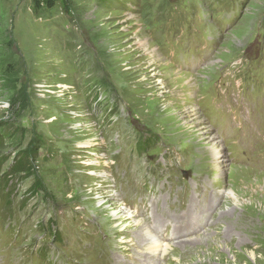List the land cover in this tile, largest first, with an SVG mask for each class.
I'll return each mask as SVG.
<instances>
[{
	"label": "rangeland",
	"instance_id": "rangeland-1",
	"mask_svg": "<svg viewBox=\"0 0 264 264\" xmlns=\"http://www.w3.org/2000/svg\"><path fill=\"white\" fill-rule=\"evenodd\" d=\"M66 1L0 0V264H264V0Z\"/></svg>",
	"mask_w": 264,
	"mask_h": 264
},
{
	"label": "bare ground",
	"instance_id": "bare-ground-1",
	"mask_svg": "<svg viewBox=\"0 0 264 264\" xmlns=\"http://www.w3.org/2000/svg\"><path fill=\"white\" fill-rule=\"evenodd\" d=\"M207 67L210 68L211 66L209 67V65H208ZM177 74H175V75H177ZM176 79H178V77ZM208 127L204 128V134L208 136L207 139L215 138L213 135H210V133H209L210 129ZM217 144H218V142H217ZM216 148H218V149L216 150ZM211 150H212L211 158L216 161L215 165H221L224 162V158L222 156L223 155L222 148L218 144V146H214L213 148H211ZM240 169H241V167H240ZM218 170H220V173L223 174L221 172L222 171L221 168L217 169V172H218ZM237 170H239V167H235L234 170H233V171L236 172L235 174L233 173L234 177L239 174V172ZM225 196L226 197H231L233 199V201L236 200L235 196H233L229 192L228 193L226 192ZM125 209L126 208L118 207L117 211L113 214V219L114 220L115 219L118 220L117 224H119L120 226L123 225V224H126L127 226H132V227H136V229H141V230H139V232H137L136 237L137 236H144V238H145L144 252L148 253L151 256H156L159 253H163V254L168 253V249L170 247L169 243H160L157 240H155L156 239L155 236L153 237L148 232V230H146V227L144 228V226L142 225V221L139 218H137L136 216L126 212Z\"/></svg>",
	"mask_w": 264,
	"mask_h": 264
},
{
	"label": "trees",
	"instance_id": "trees-1",
	"mask_svg": "<svg viewBox=\"0 0 264 264\" xmlns=\"http://www.w3.org/2000/svg\"><path fill=\"white\" fill-rule=\"evenodd\" d=\"M56 4H58L66 13L68 12V4L66 0H32V10L33 12H38L44 9H51ZM35 155V153L30 151L26 154H23L22 157L19 158L16 162L10 164L8 168L9 177H15L14 179H17L19 177H23V179L25 177L30 178L31 172L33 170V162L31 161V158L35 157ZM1 165L2 162L0 163V166ZM36 188V185L32 184V186H30L28 190L30 191L29 195L35 194V191H38L36 190ZM4 197L5 203L7 204L10 201V197H8L7 194Z\"/></svg>",
	"mask_w": 264,
	"mask_h": 264
}]
</instances>
